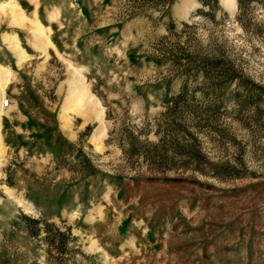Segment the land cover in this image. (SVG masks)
Here are the masks:
<instances>
[{
	"label": "rangeland",
	"instance_id": "rangeland-1",
	"mask_svg": "<svg viewBox=\"0 0 264 264\" xmlns=\"http://www.w3.org/2000/svg\"><path fill=\"white\" fill-rule=\"evenodd\" d=\"M0 264H264V0H0Z\"/></svg>",
	"mask_w": 264,
	"mask_h": 264
},
{
	"label": "trees",
	"instance_id": "trees-1",
	"mask_svg": "<svg viewBox=\"0 0 264 264\" xmlns=\"http://www.w3.org/2000/svg\"><path fill=\"white\" fill-rule=\"evenodd\" d=\"M217 1L218 0H215V2H217ZM203 3H205V0H203ZM217 68H218V65L217 64H207L206 67H205V69L203 71H205L207 73L209 71V69L210 70L212 69L211 71H214V70H218ZM136 138H137L136 136L135 137L134 136L132 137L130 135L127 136V141L129 143V146H130V150L131 151H137V149H139L138 146L140 145L141 142H138L137 143L136 142ZM144 148H145V146H144ZM152 149L155 150V148H153V147H152ZM147 151H149V150H146V151L144 150V152H147ZM155 153H156V151H155ZM160 153H162L161 154V160L164 161L166 159L165 152H160ZM160 153L157 152L156 154L158 155ZM152 156H154V154H152Z\"/></svg>",
	"mask_w": 264,
	"mask_h": 264
}]
</instances>
